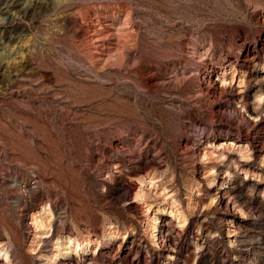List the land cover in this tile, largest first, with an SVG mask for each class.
Returning <instances> with one entry per match:
<instances>
[{
  "label": "rangeland",
  "instance_id": "1",
  "mask_svg": "<svg viewBox=\"0 0 264 264\" xmlns=\"http://www.w3.org/2000/svg\"><path fill=\"white\" fill-rule=\"evenodd\" d=\"M66 239L54 264H264V0H0V264Z\"/></svg>",
  "mask_w": 264,
  "mask_h": 264
},
{
  "label": "bare ground",
  "instance_id": "2",
  "mask_svg": "<svg viewBox=\"0 0 264 264\" xmlns=\"http://www.w3.org/2000/svg\"><path fill=\"white\" fill-rule=\"evenodd\" d=\"M25 10H24V13L23 14L27 15L28 14V11H25ZM29 10H31V9H29ZM130 13L131 12H129L128 14L126 13L127 16H126L125 22L123 23V26L120 29H117L116 28V30L119 33H123L124 31L128 30L127 33L128 34L130 33L129 36H131V31L133 30V25L131 23V14ZM82 14H83V12H82ZM82 16H83V18H87L89 16V14L87 12V13L83 14ZM83 18H82V20L85 21V22H87L88 23L87 25L90 28V32H91L90 33L91 34L90 42H93V44H95V46H97V48H99L100 45H98L97 42L100 39L102 40V38L104 37L100 33V31L103 30L102 29L103 26H101L99 24V22L97 21V19L94 18V17L89 18L88 21H87V19H83ZM104 26L105 27H108V28L109 27L110 28H113L112 24H109V25H106L105 24ZM117 46H115V47L110 46V47H107V48L109 50V54L111 55V59H113V61H115L116 63L123 64L125 62V54L123 52L124 50L118 49L119 46L118 47ZM109 58H110V56H109ZM98 67L99 66H97L95 68L97 69ZM97 71H98V69H97ZM101 71H103V70H101ZM235 79H236L235 75H232V76H230L229 79H227L226 76H225V74H224L223 77L220 78V81L222 82L223 87H226L227 84L233 83L235 81ZM241 84H242V82L239 83V85H241ZM258 103H259V106H260L261 103H262V98L261 97H258ZM221 146H224V148L226 150L227 149L228 150H231L233 148L234 144L231 143V141H228V142H225L224 144H221ZM239 152L242 154L243 157H246V149L243 148V149L239 150ZM224 156L225 155L223 153H221L219 155L218 161H222L223 158H224ZM204 157L211 158V154L209 152H205ZM211 175L212 176L215 175L214 170H212ZM143 183L144 182H141V185L142 186H143ZM150 185H151V189L152 188L159 189L157 187V183L155 181H152L150 183ZM142 186H141L140 191L136 194V197H135L136 200L141 201V202L145 201L146 198L148 197V194L146 193V191L144 189H142ZM158 193H161L159 196L164 198L161 201V202H163L162 205H160V207H158V209H153V207H151L152 205H147L146 206L147 213L150 214V217H149V223H150V225L155 226L157 224V221H158L157 215H158V213L164 212L165 208H162V206H164V205L169 206L171 208L170 210L172 211L173 216H175L177 218L183 216V213L181 211V208H180V205L178 204V202L176 200L170 201L171 199H173V196L171 195L172 193H170L166 189H163L161 191H158ZM152 216H153V218H152ZM52 217H53V214L50 211V207L49 208L42 207L41 208V211H39V212H37V213H35V214H33L31 216L32 226H33V229L35 230V232H34L35 233V240L40 239L42 237L44 238L45 235L50 232V225H51V219H52ZM90 244H91V241H89V240H83V241L82 240H77L76 241L74 239H66L64 242L58 240V242L56 243L57 253L54 254L52 257H50L49 258V261H47V262L49 264H54V261L57 260L59 258V256L66 255V253L70 251V247L71 246L74 247V251H79L80 249H84V248L90 246ZM100 244L101 243H97V246H100ZM0 256L3 257L7 262L10 261V258H11L10 257V252L8 251V249H6L4 247H0Z\"/></svg>",
  "mask_w": 264,
  "mask_h": 264
}]
</instances>
